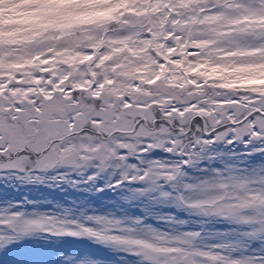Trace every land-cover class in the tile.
Instances as JSON below:
<instances>
[{"label":"snow or ice","instance_id":"1","mask_svg":"<svg viewBox=\"0 0 264 264\" xmlns=\"http://www.w3.org/2000/svg\"><path fill=\"white\" fill-rule=\"evenodd\" d=\"M168 4L164 12L174 26L167 28L172 34L170 49L177 43L185 45L190 60L203 57L212 68L220 65L231 71L264 66V0H196L190 11L185 0H168ZM34 7L40 10L39 19L28 31L0 28V182L67 184L78 191L99 192L103 188L97 187V181L112 174L116 183L107 187L129 186L125 188L128 195L121 198L124 204L165 201L161 206L183 211L189 219L158 216L171 226L166 232L141 217L118 218L115 212L96 209L89 214L90 206L56 204L57 211H41L27 198L0 202V264H88L61 255L64 237L94 241L124 253L120 264H264V94L213 90L202 81H193V88L206 89L202 95L184 98L181 94L177 99L169 93L170 103L162 111L153 97L148 109L152 120L129 115L134 109L148 108V101H133L125 95L112 109V120L123 115L131 123L117 121L110 136L95 132L110 123L94 114L107 108L99 92L103 78L89 77L90 87L85 89L59 83L43 71L53 56L71 45L72 32L64 27L65 18L78 6L41 0ZM106 9L111 11L98 17V24L119 16L126 23L120 32L151 39L154 22L130 19L125 15L126 0H111L93 10ZM57 36L67 39L57 41ZM112 42L107 39L105 46ZM95 51V47L86 49L93 63L105 55V48L99 56L93 55ZM36 65L42 70L24 71ZM10 77L14 79L9 83ZM80 117L85 126L77 132ZM142 131L149 134L142 135ZM77 139L90 141L86 155L82 149L73 153ZM237 147L245 151L237 152ZM153 150L179 159L147 160L145 154ZM85 156L88 159H82ZM257 156L255 164L240 166ZM130 158L139 164L129 163ZM213 161H220L222 168L207 167L205 178L186 179V167ZM27 204L33 205L32 211ZM149 214L146 210L145 216ZM209 218L230 227L207 231ZM191 222L199 224L201 231H180ZM208 240L212 243H204Z\"/></svg>","mask_w":264,"mask_h":264},{"label":"rangeland","instance_id":"2","mask_svg":"<svg viewBox=\"0 0 264 264\" xmlns=\"http://www.w3.org/2000/svg\"><path fill=\"white\" fill-rule=\"evenodd\" d=\"M145 1L146 0H126L127 10L125 15L129 16L132 20L143 18L154 22L153 26L155 31L152 35L156 39L154 41V46L156 47L157 52H159V50L162 52L163 49L165 57H168L170 60L168 65V81L159 84L158 88L155 86L153 88H143L139 91V93H131V97L134 98V96L136 97L138 95L136 98H138L139 101H145L143 96L150 99L156 97L157 102L159 103L161 101L160 98H162L161 94L167 91L168 94H173V96L177 99L181 98L179 91L180 94H184V98H190L198 94L202 95V87L193 88L192 86L193 81L198 80L202 81L204 85H209L213 90L216 88L227 90L243 89L261 91V93L264 94V88L261 87L264 85V66L257 65L255 67L238 68L229 71V69L223 68L220 65L212 68L209 66L208 61H206L203 57H199L195 60L197 66L195 65L193 68L190 67L191 74L187 75L189 71L187 67H185V61L183 63H175V61L177 62V59L171 60V57L174 55L186 53V47L178 43L176 46L179 51H171L169 47V41L172 39V34L167 32V28L174 26L168 23L169 17L164 12V9L169 6L168 0H151L150 5H146ZM40 2L41 0H0V28L10 29L12 32L28 31L33 23L39 19L40 10L34 6ZM49 2L59 3L62 5H76L78 7L73 13L69 14L65 18L64 27L72 32L71 45L67 48H62L57 55L53 56L49 60L47 68L43 69V71L51 74L52 76V68L57 70V66L54 65L60 64V66L64 69V72L62 73V78L59 80V83L69 82L74 83L77 87L84 85V88H88L90 86L88 78L91 77L92 80H97L99 76L96 73V69L102 68L104 69L103 75H106L104 83L107 88H105V92L107 91L108 95L110 94L114 96L121 94L125 96V93L128 92V90H132L129 86L130 84L131 86L133 85L134 79H136L137 71L139 70L142 71L140 73L142 78L141 82H144V74H146V70L151 65L147 52L142 46L145 39L139 35L131 34L128 31L120 32L119 30L126 29V23H121V18L119 16L103 24L97 23V18L105 15V13L107 11H111V9H106L105 12H97L93 10L94 6L109 4L111 3V0H49ZM82 3H85L86 5H82ZM185 6L186 9L190 11L196 6V0H185ZM110 31L112 32L111 37L108 36ZM5 34L7 35L9 33L6 32ZM66 39L67 38L63 36L56 37L57 41ZM107 39H112L113 42L105 46ZM92 45L93 47L99 48L103 46V48H105V55L102 59H98L95 63H93L92 60L86 63L81 58L82 55L86 53V49ZM191 46L192 45H188V47ZM167 47L168 49L165 50ZM81 52L83 54H81ZM70 54H73V56H70ZM99 54L100 52L97 56H99ZM72 57L73 60H70L69 58ZM162 64L163 63L157 64L160 68V75H162ZM67 66H69L68 68L71 70L67 69ZM41 70V66L37 65L31 66L24 71L32 73L39 72ZM77 70H81L82 75L80 72H77ZM65 72H68L67 77ZM5 75H7V72H5ZM189 76H191L192 79H189ZM13 79L14 77H10L7 82L10 83ZM55 79L57 78L55 77ZM146 80L147 77L145 78V82ZM206 81L207 83L211 82L212 84H205L204 82ZM161 90H164L163 93ZM169 103L170 100H168V104ZM141 111L142 110L137 111L134 109L130 112V114L133 116L139 115L149 120L148 114L143 112L141 113ZM82 119V117L79 118L80 123H82ZM184 122L185 121L182 120V123ZM123 123L130 124L131 121L129 122L126 120ZM83 124H85V120ZM104 130L107 131L106 129ZM236 151L243 153L245 149L237 147ZM259 159L260 157L258 156L253 158V164H255ZM139 186L140 185L137 184L131 185L130 187ZM126 187L129 186L127 185ZM125 188L123 189L125 190ZM5 190L6 186L1 189V192L4 194H0V202H13L15 200L14 194L5 192ZM62 190L64 189L59 187L51 191L59 193ZM70 190H72L71 193L69 192ZM126 195H128L127 192ZM25 198H27L28 201L36 202L41 211H57L55 210V205L57 203L66 207H75L77 205L81 207L90 206L89 214H91L92 209L98 210L99 213L116 211L114 210L116 202L115 197L108 195L106 190L99 192L94 189L91 191H78L70 186L68 193L62 192L58 199L56 197L52 198V196L38 197L37 195L25 196L24 200ZM15 201L21 200L18 199ZM141 202L147 210V207L151 206L150 203L146 201ZM135 205L139 204L135 203ZM26 207L30 212L32 211L33 205L27 204ZM129 213L130 212H128V214ZM166 213L173 214V211L166 209ZM116 215L118 218L123 217L118 213ZM161 215H166L164 208H158L157 214L152 218H147V216H145L144 219L146 223L150 224L148 222L149 219L152 223H154L153 227L158 228L161 231H171L172 228L170 225L157 218ZM178 217L184 220L185 218H188V215L186 214V217H184V215H180ZM196 219L197 218L195 217L192 218L193 221ZM229 227L230 226L222 225L214 226L211 218H209V222L205 226V230H226ZM193 230L201 231L200 225L195 222H191L187 227L180 229V231ZM63 241V252L61 255L66 257H75L82 262H88V264H91L93 261L95 264H120V257L125 255L124 253L102 247L90 240H75L71 237H64ZM77 242L81 244H78ZM204 243H212V241L208 240ZM128 259L131 261L133 258L128 257Z\"/></svg>","mask_w":264,"mask_h":264},{"label":"flooded vegetation","instance_id":"3","mask_svg":"<svg viewBox=\"0 0 264 264\" xmlns=\"http://www.w3.org/2000/svg\"><path fill=\"white\" fill-rule=\"evenodd\" d=\"M57 66V70H52L54 76L56 78H58V80H60L62 78V73L64 72V69L60 66V65H56ZM67 69L71 70L70 68L67 67ZM103 71L104 69L102 68H98L96 69V73L98 74L99 79L103 78V87L99 90V92H103V102L105 105H107L106 110H102L101 112L98 113H94L95 115H103L105 121H110V123H108L105 126H101L95 129V132H107L109 134V136L111 135L112 132L116 131V125H117V121H119L122 125L125 124L123 122H125L126 120L124 119L123 115L117 116V120H112V116L114 115V113L112 112V109L118 104V102L124 97L123 94L121 95H108V92H105V88H107V86L104 83V80L106 79V75H103ZM147 72H145V78L147 77V80L145 82V78L144 82H141L142 78L140 76V73L142 71H137V75H136V79H134L133 85L129 86V88L131 87L132 90H128V92H126V95H130L131 93L135 94V93H139V91H141L143 88H153L154 86L156 88H158L159 84H151L149 82V79L152 77V72H153V68L150 65L148 67V69L146 70ZM77 72H80V74L82 75L81 70ZM116 80V78H115ZM136 81H138L139 83H136ZM84 86V85H83ZM90 87V86H89ZM87 89V88H85ZM164 90H161V92L163 93ZM178 92V91H177ZM97 95H99V93H96ZM168 91L164 92L162 95V98H160V100H164L163 103L159 104L160 110L162 111L165 107H167L168 105ZM123 95V96H122ZM138 97V95L136 96ZM134 96V98L132 97L133 101H137L139 100L138 98H136ZM143 98L145 99V101H148V108H145L141 111V113H147L149 116V120L153 119V115L152 112L149 111L148 109L151 108V103H152V99L147 98L146 96H143ZM129 115L133 116L132 114L129 113ZM135 117V116H133ZM143 118V117H142ZM79 120V118H78ZM129 121V120H128ZM130 122V121H129ZM182 122V121H181ZM84 120L82 119V123L79 122V127L76 129V131L78 132V130H80V128H83L85 126ZM114 127V128H111ZM104 129H106L107 131H105ZM140 134L142 135H146L149 134L147 131L141 132ZM161 139H166V137L162 136ZM90 141L81 142V139H77L75 142V145L73 146V153L76 154L77 150L82 149L83 153L86 155L89 152V145ZM58 147V146H57ZM145 157L147 160H156V161H164V162H173L179 159L178 156L161 151V150H153L150 153H146ZM245 160H247V157L244 158ZM129 163H136L139 164V161L135 158H130ZM250 164H253V161L250 160L247 163H242L240 166L241 167H248ZM207 167H211L213 169H221L222 168V163L219 161H213V162H204V163H199L196 167H186L185 168V172H186V179L191 182L192 180H195L196 178H205L206 173H205V168ZM49 175H52V173H49ZM112 183L115 184L116 183V176L112 175V174H106L103 175L98 181H97V187L99 188H103V190H106L108 195L115 197V207L113 211L115 212V214H120L121 216H129V217H141V218H145V211L147 210L146 207L142 204V202H139V205H135L134 204H124L122 202V197L126 195V191L123 188H109L107 187V184ZM6 186V190L5 192H9L11 194H14L15 200H18L20 198H24L25 196H34L37 195L38 197L41 196H47V195H51L52 198L56 197L57 199L59 198L60 194L62 192H66L68 193V189H69V185L67 184H62V185H58V186H50L48 184H38V183H32V184H20L15 180H12L10 182L4 183V182H0V194H4L1 192V189ZM127 185L124 186V188ZM63 188L64 190L60 191L59 193L57 192H52L51 190H55L57 188ZM112 189V190H111ZM95 190V189H94ZM96 191V190H95ZM70 193L72 192V190L69 191ZM14 202H17L15 201ZM165 201H160L159 205H154L151 204V206L147 207L148 210H150L149 215H147V218H152L154 215L157 214V210L158 208H164L165 209V214L166 213V209L167 210H174L178 216L180 215H184V217H186V213L183 211H178L176 208L171 207V206H161L163 204H165ZM58 204V203H57ZM55 210H57L55 208ZM128 212H130L128 214ZM134 213V214H132ZM142 214V215H141ZM177 216V217H178ZM188 218H185L184 220H188ZM212 220V219H211ZM148 222L153 226L154 223H152L149 219ZM212 224H214V226H229L226 223H220V222H215L214 220H212Z\"/></svg>","mask_w":264,"mask_h":264},{"label":"clouds","instance_id":"4","mask_svg":"<svg viewBox=\"0 0 264 264\" xmlns=\"http://www.w3.org/2000/svg\"><path fill=\"white\" fill-rule=\"evenodd\" d=\"M82 159H85V160H86V159H88V157H87V156H85V157H82Z\"/></svg>","mask_w":264,"mask_h":264},{"label":"trees","instance_id":"5","mask_svg":"<svg viewBox=\"0 0 264 264\" xmlns=\"http://www.w3.org/2000/svg\"><path fill=\"white\" fill-rule=\"evenodd\" d=\"M82 5H86L85 3H82ZM190 60V59H189ZM189 63H191V61H189ZM190 66V65H189Z\"/></svg>","mask_w":264,"mask_h":264},{"label":"bare ground","instance_id":"6","mask_svg":"<svg viewBox=\"0 0 264 264\" xmlns=\"http://www.w3.org/2000/svg\"><path fill=\"white\" fill-rule=\"evenodd\" d=\"M95 56H97V53H96V55ZM92 60V59H91Z\"/></svg>","mask_w":264,"mask_h":264}]
</instances>
